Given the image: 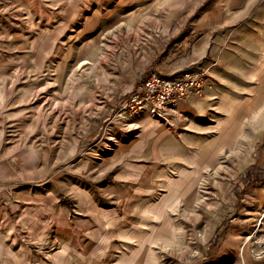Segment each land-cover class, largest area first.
Instances as JSON below:
<instances>
[{"label": "rangeland", "instance_id": "rangeland-1", "mask_svg": "<svg viewBox=\"0 0 264 264\" xmlns=\"http://www.w3.org/2000/svg\"><path fill=\"white\" fill-rule=\"evenodd\" d=\"M207 49L222 65L205 81L206 116L187 119L200 177L165 199L184 212L165 264H264V0H0V158L19 170L38 145L77 141L80 125L64 126L82 110L103 118L111 151L135 85L194 71Z\"/></svg>", "mask_w": 264, "mask_h": 264}, {"label": "crops", "instance_id": "crops-1", "mask_svg": "<svg viewBox=\"0 0 264 264\" xmlns=\"http://www.w3.org/2000/svg\"><path fill=\"white\" fill-rule=\"evenodd\" d=\"M206 52L208 84L221 61ZM207 101L188 96L160 119L122 117L123 126L109 132L121 140L109 152L102 149L103 118L92 125L82 110L78 123L69 118L64 126L65 133L80 125L77 141L38 145L49 154L19 170L17 159L0 158V183L9 186L0 187V264H165L174 243L166 231L181 243L184 228L179 201L165 199L180 198L174 188L198 185L201 148L192 136L199 134L187 119L205 117ZM89 128L97 140L90 155L83 142Z\"/></svg>", "mask_w": 264, "mask_h": 264}, {"label": "built area", "instance_id": "built-area-1", "mask_svg": "<svg viewBox=\"0 0 264 264\" xmlns=\"http://www.w3.org/2000/svg\"><path fill=\"white\" fill-rule=\"evenodd\" d=\"M206 78L207 72L202 67L180 77H170L153 71L129 92L119 111L134 116L147 112L160 119L168 110L174 111L183 98L201 96Z\"/></svg>", "mask_w": 264, "mask_h": 264}, {"label": "bare ground", "instance_id": "bare-ground-1", "mask_svg": "<svg viewBox=\"0 0 264 264\" xmlns=\"http://www.w3.org/2000/svg\"><path fill=\"white\" fill-rule=\"evenodd\" d=\"M259 244V243H258Z\"/></svg>", "mask_w": 264, "mask_h": 264}]
</instances>
